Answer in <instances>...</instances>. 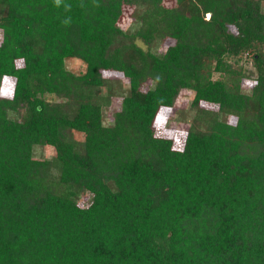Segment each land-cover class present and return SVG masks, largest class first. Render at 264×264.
I'll list each match as a JSON object with an SVG mask.
<instances>
[{
	"label": "trees",
	"instance_id": "obj_1",
	"mask_svg": "<svg viewBox=\"0 0 264 264\" xmlns=\"http://www.w3.org/2000/svg\"><path fill=\"white\" fill-rule=\"evenodd\" d=\"M0 31V264H264V0H0Z\"/></svg>",
	"mask_w": 264,
	"mask_h": 264
},
{
	"label": "rangeland",
	"instance_id": "obj_2",
	"mask_svg": "<svg viewBox=\"0 0 264 264\" xmlns=\"http://www.w3.org/2000/svg\"><path fill=\"white\" fill-rule=\"evenodd\" d=\"M130 22L131 19L125 17L121 23L123 27H127L129 26ZM249 61L250 59L245 61L246 67L248 69L251 68ZM66 63L68 69L75 73H83L86 70V64L80 59H67ZM107 75L121 76L118 73L111 72H109ZM13 91V81L6 79L3 82V86H1L0 88V93L3 96L12 97ZM192 97L193 95L190 91H183L180 94L174 107L161 109L155 123L156 135L173 139L174 147L179 150L182 149L185 144L187 131L193 114V111L191 109ZM114 102L115 103L112 108H119L121 106L120 99H116ZM42 155L44 157H51L53 155V149L48 147L43 148Z\"/></svg>",
	"mask_w": 264,
	"mask_h": 264
},
{
	"label": "clouds",
	"instance_id": "obj_3",
	"mask_svg": "<svg viewBox=\"0 0 264 264\" xmlns=\"http://www.w3.org/2000/svg\"><path fill=\"white\" fill-rule=\"evenodd\" d=\"M57 3H59V0H57Z\"/></svg>",
	"mask_w": 264,
	"mask_h": 264
}]
</instances>
